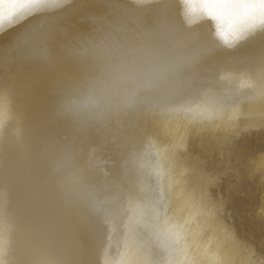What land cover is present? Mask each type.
Instances as JSON below:
<instances>
[{"label": "bare ground", "instance_id": "6f19581e", "mask_svg": "<svg viewBox=\"0 0 264 264\" xmlns=\"http://www.w3.org/2000/svg\"><path fill=\"white\" fill-rule=\"evenodd\" d=\"M262 227L264 0H0V264H264Z\"/></svg>", "mask_w": 264, "mask_h": 264}, {"label": "rangeland", "instance_id": "374dc122", "mask_svg": "<svg viewBox=\"0 0 264 264\" xmlns=\"http://www.w3.org/2000/svg\"><path fill=\"white\" fill-rule=\"evenodd\" d=\"M77 123H83V121H80V122H77ZM72 125H73V122H72ZM83 126H85V125H83ZM83 134V133H82ZM81 134V135H82ZM93 133H90V131L89 130H87V132L85 131V135L83 134V139L82 140H80V145L81 146H84V147H88L89 146V143L91 142V139L90 138H92L91 137V135H92ZM78 136V134H75V136ZM62 136V137H61ZM57 137L59 138V140H61V141H65L67 138H66V135L65 134H63V133H57ZM234 166H236V165H234V164H231V168H233ZM235 168V167H234ZM232 169L231 171L230 170H228V171H226V172H230V174H231V179H232V181H231V186L232 187H234V188H240V186H238L239 184H240V182L242 181V179H240L237 175L235 176L234 174H236V172H235V170L236 169ZM232 172V173H231ZM236 177V179H235V177ZM239 178V179H238ZM238 180V181H237ZM235 181V182H234ZM233 182V183H232ZM237 184V185H236ZM245 196V195H244ZM242 197V196H241ZM242 202H244L243 200H241ZM251 216V215H250ZM251 218H252V216H251ZM263 228V229H262ZM260 230H264V227H262ZM252 233V232H251ZM263 244H262V243ZM260 243V244H259ZM263 245V247H264V238H262V239H257V246H262Z\"/></svg>", "mask_w": 264, "mask_h": 264}]
</instances>
